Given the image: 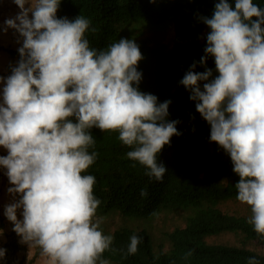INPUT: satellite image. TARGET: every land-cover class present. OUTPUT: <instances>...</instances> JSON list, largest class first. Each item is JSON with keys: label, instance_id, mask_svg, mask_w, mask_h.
<instances>
[{"label": "clouds", "instance_id": "1", "mask_svg": "<svg viewBox=\"0 0 264 264\" xmlns=\"http://www.w3.org/2000/svg\"><path fill=\"white\" fill-rule=\"evenodd\" d=\"M13 2L20 12L5 23L23 41L18 65L0 76V147L8 152L0 168L12 185L8 192L19 199L4 215L21 243L41 249L46 264H110L106 251L135 255L142 237L132 235L125 252L101 229L96 177L82 174L98 156L89 151L96 144L91 129L118 132L132 149L127 157L162 182L167 168L158 155L181 135L179 121L167 119L171 101L158 103L139 89L144 57L135 40L121 38L100 50L86 38L97 31L90 19L57 17L61 0ZM201 19L211 31L199 63L213 57L218 75L210 79V68L195 72L194 62L180 83L210 125V141L230 155L240 177L236 198L250 206L247 222L264 237V9L253 0H235L234 9L219 0L212 17ZM5 253L0 247V260ZM247 264L260 261L249 257Z\"/></svg>", "mask_w": 264, "mask_h": 264}, {"label": "trees", "instance_id": "2", "mask_svg": "<svg viewBox=\"0 0 264 264\" xmlns=\"http://www.w3.org/2000/svg\"><path fill=\"white\" fill-rule=\"evenodd\" d=\"M218 2L61 0L58 18L74 20L82 15L97 29L86 33L91 47L103 50L121 38L135 40L144 57L138 65L143 74L139 89L157 96L158 103L170 100L167 119L179 121L176 127L181 135L173 136L158 155V162L167 168L162 182L145 175L147 169L127 157L132 149L119 141L118 132L91 129L96 144L89 151L98 156L82 174L96 177L94 195L101 201L97 216L120 217L114 228L104 223L101 229L114 237V248L125 252L132 235L143 238L138 252L127 258L119 251H106L103 258L110 264H247L249 257L264 264V237L247 222L251 209L239 212L224 207L239 202L235 185L240 177L233 171L231 157L210 141V125L197 112L196 101L189 98L191 92L180 83L194 62L195 72L210 68V79L218 75L213 57L208 56L206 65L199 63L211 31L201 17L211 18ZM228 2L234 9L235 0ZM253 3L264 9V0ZM5 50L15 57L8 69L11 72L20 54ZM141 189H146L147 197L140 195ZM164 213L175 214L179 222L158 242L144 223ZM3 226L0 216V229ZM2 248L6 253L0 264H31L34 260L18 258L22 245L12 229ZM189 251L192 255L185 259Z\"/></svg>", "mask_w": 264, "mask_h": 264}, {"label": "rangeland", "instance_id": "3", "mask_svg": "<svg viewBox=\"0 0 264 264\" xmlns=\"http://www.w3.org/2000/svg\"><path fill=\"white\" fill-rule=\"evenodd\" d=\"M27 6H30V5H26V7ZM19 12H20L19 7L14 2H12V0H0V44H5L4 42H7V38L9 40L10 36H13L14 39L17 37L21 38L19 33L16 32L14 29L8 27L4 21L5 17L12 16L14 18ZM29 17L31 18V13H29ZM6 31L8 32L7 34H6ZM6 35H8V37ZM9 49H12V48L10 47ZM2 56H4V54L0 52V64L3 63V58H1ZM5 57H6V54H5ZM6 182L7 181H5V185H4V180H1V183H2L1 188L7 193L2 195V192H0V198L2 196L3 200H5L6 196L7 198L10 197L7 202V205H8V204L15 202V200H18L19 195L17 194L16 196H14L15 198L14 200L12 194L8 192V188L12 187V185L9 182L7 183ZM224 207L227 210H231V211L238 210L239 212H247L250 208L248 205L243 204L241 202H231L225 205ZM0 209H3V207L2 208L0 207ZM21 212H22V209L18 210L17 212L18 219L23 218L21 215ZM2 214H3L2 217H3L4 226L2 229L3 234L0 235V247H2V244L4 243V241H6L8 237V233H10L11 229H13L14 227L12 222H10L7 219V217L4 215V211H2ZM119 221H120L119 216L112 215L110 217L103 219L102 224L105 223L106 225H108V227L114 228L115 226H117ZM178 222H179L178 218L175 214L164 213V214H161L159 217L153 219L152 221H149V223L147 222L144 224L147 227H149L155 240L158 242H162L164 239V233L166 231H169ZM14 234L17 238V242L22 245V249L17 252L18 258L23 259L25 262H27L29 259L33 257L34 260L32 261L31 264H46L47 257L41 255V249L38 246L29 248L27 244L20 242L21 237H19L15 232Z\"/></svg>", "mask_w": 264, "mask_h": 264}, {"label": "crops", "instance_id": "4", "mask_svg": "<svg viewBox=\"0 0 264 264\" xmlns=\"http://www.w3.org/2000/svg\"><path fill=\"white\" fill-rule=\"evenodd\" d=\"M13 2V0H12ZM15 16V15H14ZM12 17V16H11ZM10 16L9 17H5L4 18V21H6L7 19L11 18ZM16 17V16H15ZM14 17V18H15ZM13 18V17H12ZM8 32L6 31V34ZM8 37V35H6ZM17 37V36H16ZM22 41H23V38H15L13 36H10L9 37V40L7 38V42H4L5 44H0V52H2L4 54V56H2L1 58H3V63L0 64V75L7 78L9 75H11V72L8 71L9 67L14 63L15 61V57H12L6 50L5 48H12L14 50H18L20 47H22ZM5 54H6V57H5ZM2 88H3V84H0V102H2ZM8 152L6 149L0 147V156H7ZM6 170L0 168V192H2V195L7 193L5 192L2 188H1V180H4V185H5V181L9 182L7 176L4 174ZM6 182V183H7ZM13 196V195H12ZM7 198V196H6ZM5 200H3L2 196L0 198V207L3 209H0V216L2 217L3 214H2V211H4L5 209V206L7 205V202H8V199L10 198H7ZM13 199L15 200L14 196H13ZM16 201V200H15ZM3 219V217H2Z\"/></svg>", "mask_w": 264, "mask_h": 264}]
</instances>
